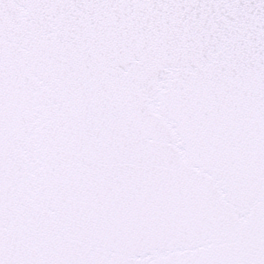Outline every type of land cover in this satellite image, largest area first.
Here are the masks:
<instances>
[{"label": "snow or ice", "instance_id": "obj_1", "mask_svg": "<svg viewBox=\"0 0 264 264\" xmlns=\"http://www.w3.org/2000/svg\"><path fill=\"white\" fill-rule=\"evenodd\" d=\"M0 264H264V0H0Z\"/></svg>", "mask_w": 264, "mask_h": 264}]
</instances>
